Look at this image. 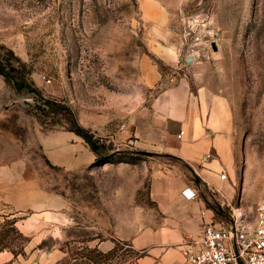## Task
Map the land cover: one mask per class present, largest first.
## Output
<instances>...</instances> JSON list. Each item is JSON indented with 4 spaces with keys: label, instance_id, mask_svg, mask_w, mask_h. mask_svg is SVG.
Instances as JSON below:
<instances>
[{
    "label": "rangeland",
    "instance_id": "374dc122",
    "mask_svg": "<svg viewBox=\"0 0 264 264\" xmlns=\"http://www.w3.org/2000/svg\"><path fill=\"white\" fill-rule=\"evenodd\" d=\"M0 67L9 73H0V129L17 133L16 157L41 161L39 189L36 181L30 194L0 189V264H54L67 246L107 251L113 240L134 248H123L121 264L149 263L147 249L129 239L153 207L149 181L135 187L128 165L113 164L177 163L117 141L128 105L141 117L148 99L179 77L231 116L236 194L217 221L226 224L234 211L254 223L264 195V0H0ZM37 122L83 141L79 126L108 157L85 169L45 165L27 145Z\"/></svg>",
    "mask_w": 264,
    "mask_h": 264
},
{
    "label": "crops",
    "instance_id": "0c3cea01",
    "mask_svg": "<svg viewBox=\"0 0 264 264\" xmlns=\"http://www.w3.org/2000/svg\"><path fill=\"white\" fill-rule=\"evenodd\" d=\"M128 109L131 111L120 129L123 141L117 142L127 146V150L168 154L177 161L141 159L137 163L130 160L128 164H113L114 171H123L128 165L126 170L133 175L135 187H140L145 178L149 181L153 207L144 209L142 224L131 225L142 227L143 232L129 239L135 248L147 249L143 256L145 263L149 262L146 264H187L182 250L199 242L203 223H218V208L229 204L236 194L231 116L227 107L204 88L192 92L183 77L149 98L141 117L136 116L130 104ZM3 116L0 113V118ZM3 134L7 143L0 139V189L6 187L9 193L20 195L25 190L30 194L34 181L35 188H40V158L35 159L34 167L29 155L16 157L17 133L0 129V137ZM27 135V145L41 151L45 165L77 170L97 164V154L90 144L70 130H41L37 122ZM113 135L109 136L111 140L117 138ZM222 170L227 173L225 179L219 177ZM185 187L195 191L196 197L185 198L181 193ZM10 196L14 195L7 197Z\"/></svg>",
    "mask_w": 264,
    "mask_h": 264
},
{
    "label": "built area",
    "instance_id": "2783aa9c",
    "mask_svg": "<svg viewBox=\"0 0 264 264\" xmlns=\"http://www.w3.org/2000/svg\"><path fill=\"white\" fill-rule=\"evenodd\" d=\"M182 132L180 131V134ZM219 177L227 178L226 171ZM187 199L196 192L185 187L181 190ZM254 223L245 220L244 214L233 213L226 224L205 222L199 242L188 245L183 251L188 264H264V195L255 208Z\"/></svg>",
    "mask_w": 264,
    "mask_h": 264
},
{
    "label": "trees",
    "instance_id": "16d2710c",
    "mask_svg": "<svg viewBox=\"0 0 264 264\" xmlns=\"http://www.w3.org/2000/svg\"><path fill=\"white\" fill-rule=\"evenodd\" d=\"M0 73L3 74L6 78L8 77L9 74L7 69L4 70L2 69V67H0ZM12 78L15 84H18L21 87L25 86L23 83H20V81H16L18 77H12ZM32 90H36V89H32ZM49 106L53 108V110L58 109L54 103H52V105L49 104ZM72 122L74 123L73 119ZM75 132L81 135V133L78 130H75ZM96 144H97L96 147L92 149L97 154L96 160L101 161L106 156L108 157V154L106 155L102 153V151L106 150V147H104L101 144H98V142H96ZM14 220L15 219H13V221ZM113 243H114L113 246L107 251L100 250L97 247V245L89 246L87 244H83L77 247L67 246L64 251V255L60 259H58L54 264H114V263L121 264L125 260L123 258L124 256L123 248L125 246H126L125 248L129 250H133L134 248L131 246V244L126 243L122 240H113ZM136 251L138 252V256L142 255L139 254V252L142 253L141 251L139 250Z\"/></svg>",
    "mask_w": 264,
    "mask_h": 264
},
{
    "label": "water",
    "instance_id": "95a60500",
    "mask_svg": "<svg viewBox=\"0 0 264 264\" xmlns=\"http://www.w3.org/2000/svg\"><path fill=\"white\" fill-rule=\"evenodd\" d=\"M76 130H78L82 134V136L88 141L92 148L96 147L97 144L89 132L79 126L76 127Z\"/></svg>",
    "mask_w": 264,
    "mask_h": 264
}]
</instances>
